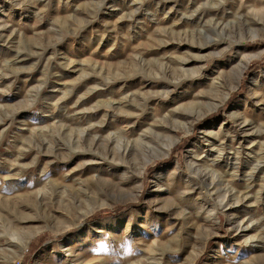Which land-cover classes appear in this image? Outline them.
I'll use <instances>...</instances> for the list:
<instances>
[{"label":"rangeland","instance_id":"obj_1","mask_svg":"<svg viewBox=\"0 0 264 264\" xmlns=\"http://www.w3.org/2000/svg\"><path fill=\"white\" fill-rule=\"evenodd\" d=\"M0 264H264V0H0Z\"/></svg>","mask_w":264,"mask_h":264},{"label":"trees","instance_id":"obj_2","mask_svg":"<svg viewBox=\"0 0 264 264\" xmlns=\"http://www.w3.org/2000/svg\"><path fill=\"white\" fill-rule=\"evenodd\" d=\"M262 62H255L254 64H252L248 70L249 73H253L255 71H257L260 66H261ZM122 207H118L114 210H109V211H103V212H100L92 217H90L91 220H95V219H98L100 218L101 216L103 215H111V216H114V215H117L119 212H121ZM40 246V245H39Z\"/></svg>","mask_w":264,"mask_h":264},{"label":"bare ground","instance_id":"obj_3","mask_svg":"<svg viewBox=\"0 0 264 264\" xmlns=\"http://www.w3.org/2000/svg\"><path fill=\"white\" fill-rule=\"evenodd\" d=\"M174 59V58H173ZM174 61V60H173ZM22 62V61H21ZM203 115H205V113H199V114H196V115H193L192 117H191V121H193V120H196V119H198V118H200V117H202ZM86 130L87 129H83L82 131H81V133H86ZM121 132V131H120ZM114 134H116V133H114ZM113 135V134H112ZM95 137H97V136H95ZM257 146V145H256Z\"/></svg>","mask_w":264,"mask_h":264}]
</instances>
